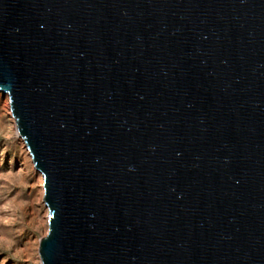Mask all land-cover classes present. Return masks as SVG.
Instances as JSON below:
<instances>
[{
	"label": "water",
	"instance_id": "obj_1",
	"mask_svg": "<svg viewBox=\"0 0 264 264\" xmlns=\"http://www.w3.org/2000/svg\"><path fill=\"white\" fill-rule=\"evenodd\" d=\"M0 91L42 264H264V0H0Z\"/></svg>",
	"mask_w": 264,
	"mask_h": 264
},
{
	"label": "rangeland",
	"instance_id": "obj_2",
	"mask_svg": "<svg viewBox=\"0 0 264 264\" xmlns=\"http://www.w3.org/2000/svg\"><path fill=\"white\" fill-rule=\"evenodd\" d=\"M9 100L0 91V264H42L39 246L49 229L44 178L14 130ZM25 158L26 173L20 171Z\"/></svg>",
	"mask_w": 264,
	"mask_h": 264
},
{
	"label": "bare ground",
	"instance_id": "obj_3",
	"mask_svg": "<svg viewBox=\"0 0 264 264\" xmlns=\"http://www.w3.org/2000/svg\"><path fill=\"white\" fill-rule=\"evenodd\" d=\"M14 117V116H13ZM14 130H17V123H16V120H15V129ZM17 132H18V130H17ZM19 134V133H18ZM20 136V135H19ZM21 137V136H20ZM20 139H22L23 140V138L21 137ZM28 168H29V166H28V163H27V160H26V158H25V161H24V163H22L21 165H20V171H22V172H24V173H26L27 171H28ZM21 172V173H22ZM42 196V195H41Z\"/></svg>",
	"mask_w": 264,
	"mask_h": 264
}]
</instances>
